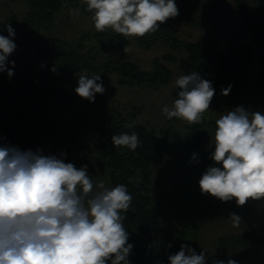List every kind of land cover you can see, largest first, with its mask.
Here are the masks:
<instances>
[{"label": "rangeland", "instance_id": "rangeland-1", "mask_svg": "<svg viewBox=\"0 0 264 264\" xmlns=\"http://www.w3.org/2000/svg\"><path fill=\"white\" fill-rule=\"evenodd\" d=\"M246 1L250 10L258 3V0ZM185 2L175 0L177 7L189 11ZM234 3V15L225 10L223 17L215 22L217 25L213 23L203 27L199 21L191 19L198 7H193L191 15L186 12L189 17L177 15L165 23L173 29L172 35L183 43L196 41L204 34L208 36L209 32H213L212 38H218L216 50L220 53L229 50L232 28L240 25L236 35L254 47L256 63L261 68L260 53L264 48L253 42ZM85 6L83 0H64L54 19L45 25H38L25 20L29 11L27 1L0 0V20L11 15L17 17L13 23L16 32L13 39L17 45L14 53L25 51L26 63L33 67L37 75H48L50 69L56 67L46 65L45 59L38 56L36 46L63 43L64 47H75L81 54L82 68L72 80L70 87L73 91L67 100L36 96L28 98L22 106L24 116L38 129L45 148L44 155L59 158L63 154L66 163L72 162L77 168L87 165L94 185L104 181L106 187L113 188L104 153L96 150L94 144L104 132L102 130L110 131L113 128L115 119H119L117 112L127 123L145 125L158 133L167 132L173 154L151 159V189L153 194L159 196L162 224L154 231L141 233V242L148 247L149 253L146 261L129 260L130 264L169 263L168 256L178 252L182 243L189 244L197 254L205 250L206 264H212L213 260L226 262L228 259L236 260L237 264H264V200H249L244 206H237L234 199L221 202L211 195L201 194L198 184L205 169L214 165L210 154L214 151L215 121L237 107V99L215 95L210 109L198 124H188L178 118L169 120L162 113V108L166 105L171 107L176 99L173 96L175 81L183 75L182 62L186 56L183 46L174 48L171 41L157 37L153 39L154 35L160 33L159 30L144 37L148 38V47L141 43L139 37H129V44L112 46L107 42V37L119 34L106 29L104 35H99L92 20L94 13L88 12ZM73 9L79 15H73ZM164 54L173 55L175 60L163 61L172 70L171 81L163 86H131L120 82L118 73L104 71L105 63L113 58L134 62L143 70L153 71V59ZM250 67L248 78L258 90L253 96L243 97L245 108L264 112V81H259L262 70L256 68V64ZM4 73L7 71L0 73V79L4 78ZM83 74L89 77L101 75L105 92L97 93L94 102L81 98L75 92L78 77ZM2 90L0 88V97ZM23 145L24 141H21L16 147ZM66 145L71 150L66 148L61 152ZM193 153L197 154L199 163L191 160ZM78 158L84 161L78 164ZM193 191L206 197V200L200 199ZM207 198L212 200L211 206ZM230 213L242 218L239 227H233L228 219Z\"/></svg>", "mask_w": 264, "mask_h": 264}, {"label": "clouds", "instance_id": "clouds-1", "mask_svg": "<svg viewBox=\"0 0 264 264\" xmlns=\"http://www.w3.org/2000/svg\"><path fill=\"white\" fill-rule=\"evenodd\" d=\"M97 32L112 29L125 37H143L155 33L161 24L175 18L179 10L175 0H83ZM73 15H79L72 10ZM7 36L0 34V73L8 77L15 62L8 57L16 50L15 29L8 24ZM56 69L53 68L52 71ZM180 89L172 106L162 113L171 120L188 124L202 122L215 96L211 81L198 72L182 75L175 81ZM231 85L221 89L227 96ZM75 92L94 102L104 94L100 74L78 77ZM214 162L202 173L198 184L201 194L221 202L235 200L244 206L249 200H264V112L237 106L216 121ZM131 127V126H129ZM114 147L135 150L138 134H114ZM56 155H44L37 149L21 151L15 146L0 145V264H130L133 244L124 226L132 196L124 184L113 188L104 181L94 185L87 165L77 168ZM192 161L199 163L197 154ZM219 165V166H215ZM124 213V214H122ZM233 227L242 218L230 213ZM171 247V244L168 245ZM206 251L197 254L182 243L169 264H206ZM212 264H237L234 259L213 260Z\"/></svg>", "mask_w": 264, "mask_h": 264}, {"label": "trees", "instance_id": "trees-1", "mask_svg": "<svg viewBox=\"0 0 264 264\" xmlns=\"http://www.w3.org/2000/svg\"><path fill=\"white\" fill-rule=\"evenodd\" d=\"M29 3L27 23L45 25L49 23L61 10L64 0H25ZM240 14L241 22L248 28L253 42L264 48V0H258V8L250 10L246 0H234ZM87 9V6H85ZM178 16L183 18L185 12L178 7ZM89 12V11H88ZM173 18L168 19L171 21ZM16 15L0 20V34L7 36L6 26L13 27ZM159 34L153 36L171 41V46L177 48L183 46L186 56L182 62L183 75L198 72L202 79L211 81L215 89V95L229 99H237V106L246 105L244 96H253L258 90L257 86L248 78L250 66L256 61L254 47L244 43L237 37L240 29H236L231 38L230 48L226 53L217 52L218 41L201 36L196 41L183 43L173 35V29L164 23L160 26ZM104 35V32H98ZM146 36V35H145ZM139 37L141 43L146 44L148 38ZM107 42L112 46H122L131 42L129 37L113 35L107 37ZM70 45V44H68ZM35 50L40 58H44L46 65L56 67L55 71L50 69L48 75H37L33 67L26 63V52L12 53L8 61H14L15 65L7 64L8 69L13 71V76L0 79L2 93L0 97V145L17 146L21 141L24 145L19 149L27 151L37 149L45 153L43 142L39 138L36 125L29 122L24 116L22 106L28 98L36 96L44 99L67 100L72 95L73 88L70 87L72 80L81 70V54L75 47H64L60 45L36 46ZM41 59V60H42ZM175 60L171 54L156 56L153 59V71L143 70L138 64L130 61L122 62L116 58L108 60L104 65L106 73L116 72L120 75V82L131 86L158 87L168 84L172 79V70L163 61ZM261 74L260 82L264 81V50L260 53ZM231 85V91L227 96L221 95V89ZM180 89L176 86L173 96L178 99ZM117 118L110 131H104L96 141V150L103 151L107 162V168L112 187L124 184L128 193L132 196V202L128 212L125 214L124 226L129 232L128 243L133 244L129 260L146 261L149 249L141 242V233L154 231L162 224L159 212V196L152 193L151 159L160 155H172L173 148L167 137V132H156L141 124H130L123 119L121 113L117 112ZM131 126V127H129ZM135 131L138 134L140 145L135 150L127 147H114L111 137L114 134ZM67 146V147H66ZM64 146L71 150L68 145ZM84 160L77 159V163ZM194 194L200 199L206 200L197 191ZM209 200L210 206L212 200ZM124 214V213H122ZM169 264V263H166Z\"/></svg>", "mask_w": 264, "mask_h": 264}, {"label": "crops", "instance_id": "crops-1", "mask_svg": "<svg viewBox=\"0 0 264 264\" xmlns=\"http://www.w3.org/2000/svg\"><path fill=\"white\" fill-rule=\"evenodd\" d=\"M232 1H229V0H186L185 4L188 5L190 10L188 11V10H185V8L184 9L182 7L181 8L184 10L185 16L189 17L188 14L191 15L190 13H192L193 7H198L197 8L198 10L194 14V16H190V17H191V19L199 21L200 25H202L204 27L206 25H213V23L217 25V23H215V22L219 18L223 17V15L225 14V10H228L229 12L232 13V15H234V12H233L234 0H232ZM257 8H258V3H257V5L254 6L253 10H255ZM238 14H239V12H238ZM239 16H240V14H239ZM238 27H240V25L236 26L235 28H232V35L230 37V44H231V38H232L233 33H234L233 31H234V29H237ZM212 35H213V32H209L208 36H207V34H204L203 36L207 37L208 39H217V41H218V38H212L213 37ZM256 60H257V56H256ZM253 64L257 65L256 68L261 69L259 64L256 63V61ZM250 69H251V67L249 68V71H248V77H249Z\"/></svg>", "mask_w": 264, "mask_h": 264}]
</instances>
